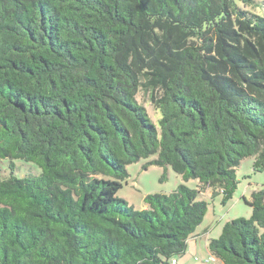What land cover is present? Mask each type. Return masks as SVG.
<instances>
[{"label":"trees","instance_id":"trees-1","mask_svg":"<svg viewBox=\"0 0 264 264\" xmlns=\"http://www.w3.org/2000/svg\"><path fill=\"white\" fill-rule=\"evenodd\" d=\"M242 5L243 8L239 6ZM255 0H0V264H177L235 169L264 171V16ZM247 8L248 10H244ZM149 102L155 124L136 97ZM183 182L144 210L128 165ZM164 178V177H163ZM209 264H264V187Z\"/></svg>","mask_w":264,"mask_h":264},{"label":"rangeland","instance_id":"rangeland-1","mask_svg":"<svg viewBox=\"0 0 264 264\" xmlns=\"http://www.w3.org/2000/svg\"><path fill=\"white\" fill-rule=\"evenodd\" d=\"M257 1V0H255ZM264 1V0H259ZM241 8L242 5L239 4ZM244 10H248L245 8ZM250 12L255 13L259 16H264V8L260 6L257 10H251ZM136 100L140 105L144 107L150 119L157 124L160 119L159 112L155 111L152 105L147 102L146 99L142 98L141 94H138ZM156 157H150L147 160H140L137 163L128 165L126 171L129 175L126 182H123L121 189L117 193V197L123 200L129 207L134 210L140 211L143 205V198L149 194H165L168 195L176 189L180 184L185 185L189 189H195L197 181L189 180L183 182L181 177L175 174L171 168H163L150 166L146 170L142 169V166L155 159ZM253 157L244 158L235 169V176L238 182L236 190L233 194L231 200L222 204L221 197L217 196L211 198L210 191H206L203 194V200L208 204L207 212L208 214L204 217V221L209 222L212 218V206L214 205L215 217L213 220L214 225L219 223L222 225L228 219L245 218L248 219L251 215V209L246 205L245 201L250 200L252 192L260 190L264 187V171L255 172L252 169ZM10 163L13 165L12 174L17 178H22L27 175H36L40 173L39 169L32 163H25L19 160H0V176H9L11 173ZM164 177V178H163ZM224 221H219L223 218ZM206 219V220H205ZM204 223V224H205ZM217 238V237H215ZM184 256V255H183ZM181 256L178 257L179 264H185L183 260L185 258ZM197 255L190 254L189 258L194 264H200L198 261L193 260ZM198 260H200L197 257Z\"/></svg>","mask_w":264,"mask_h":264},{"label":"crops","instance_id":"crops-1","mask_svg":"<svg viewBox=\"0 0 264 264\" xmlns=\"http://www.w3.org/2000/svg\"><path fill=\"white\" fill-rule=\"evenodd\" d=\"M140 209H145V207L142 205ZM217 210L215 209L214 205L212 206V218L211 221L206 222L203 219V222L201 225L196 229L194 235H192L186 242V251L184 254L185 264H194L191 262V259L189 258L190 254L197 255V257L200 259L198 260L197 257H195L193 260L198 261L200 264H209L206 263L207 259H209L210 254L207 250V243L209 239H216L215 237H218L221 233L223 225L230 221L231 219L226 220L222 225L219 223H216L214 225V222L212 219L215 217V212ZM208 214V212H207ZM206 214V215H207ZM205 215V216H206ZM224 215L223 218H221L219 221H224ZM206 220V219H205ZM205 223V224H204ZM177 264H179V260H177Z\"/></svg>","mask_w":264,"mask_h":264},{"label":"built area","instance_id":"built-area-1","mask_svg":"<svg viewBox=\"0 0 264 264\" xmlns=\"http://www.w3.org/2000/svg\"><path fill=\"white\" fill-rule=\"evenodd\" d=\"M172 264H175V261H172Z\"/></svg>","mask_w":264,"mask_h":264}]
</instances>
